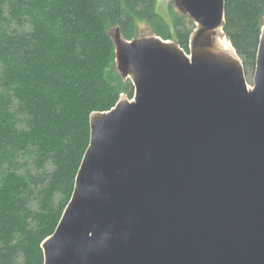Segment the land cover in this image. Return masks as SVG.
Segmentation results:
<instances>
[{"label":"water","instance_id":"water-1","mask_svg":"<svg viewBox=\"0 0 264 264\" xmlns=\"http://www.w3.org/2000/svg\"><path fill=\"white\" fill-rule=\"evenodd\" d=\"M188 51L113 34L134 86L91 113L71 197L43 264H264V24L252 85L225 37V0H174Z\"/></svg>","mask_w":264,"mask_h":264},{"label":"trees","instance_id":"trees-1","mask_svg":"<svg viewBox=\"0 0 264 264\" xmlns=\"http://www.w3.org/2000/svg\"><path fill=\"white\" fill-rule=\"evenodd\" d=\"M264 0H225L223 31L255 69ZM195 23L156 0H0V264H43L41 244L68 203L89 144L90 115L134 86L113 34L145 30L188 51Z\"/></svg>","mask_w":264,"mask_h":264},{"label":"rangeland","instance_id":"rangeland-1","mask_svg":"<svg viewBox=\"0 0 264 264\" xmlns=\"http://www.w3.org/2000/svg\"><path fill=\"white\" fill-rule=\"evenodd\" d=\"M172 6L175 11L176 10V7H175V4H174V0H156V9H157V12L164 18L168 19L169 17V6ZM264 24V17L262 18V25ZM150 33L148 31H144L140 36H144V35H149ZM253 74H254V69L252 70H249L246 72V80H247V83L249 86L252 85V80H253ZM121 97L123 98H128L126 95L122 94ZM120 97V98H121ZM133 97V96H132ZM131 97V98H132ZM131 98H128V99H131ZM21 264V263H20Z\"/></svg>","mask_w":264,"mask_h":264},{"label":"bare ground","instance_id":"bare-ground-1","mask_svg":"<svg viewBox=\"0 0 264 264\" xmlns=\"http://www.w3.org/2000/svg\"><path fill=\"white\" fill-rule=\"evenodd\" d=\"M218 47L222 51H224L227 54L234 55V49L231 43L228 41L226 37L219 38L218 41Z\"/></svg>","mask_w":264,"mask_h":264}]
</instances>
